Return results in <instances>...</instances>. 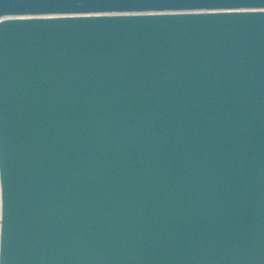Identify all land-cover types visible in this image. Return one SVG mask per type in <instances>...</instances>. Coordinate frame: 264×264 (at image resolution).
Here are the masks:
<instances>
[{
	"label": "water",
	"instance_id": "95a60500",
	"mask_svg": "<svg viewBox=\"0 0 264 264\" xmlns=\"http://www.w3.org/2000/svg\"><path fill=\"white\" fill-rule=\"evenodd\" d=\"M0 264H264V0H0Z\"/></svg>",
	"mask_w": 264,
	"mask_h": 264
},
{
	"label": "snow or ice",
	"instance_id": "6c2138e0",
	"mask_svg": "<svg viewBox=\"0 0 264 264\" xmlns=\"http://www.w3.org/2000/svg\"><path fill=\"white\" fill-rule=\"evenodd\" d=\"M187 7H199V6L189 5V6H187Z\"/></svg>",
	"mask_w": 264,
	"mask_h": 264
}]
</instances>
